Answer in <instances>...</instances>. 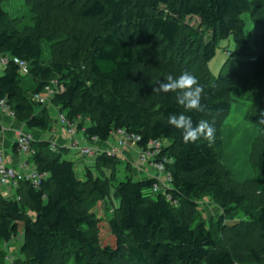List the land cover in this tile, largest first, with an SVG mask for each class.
<instances>
[{"label": "trees", "instance_id": "16d2710c", "mask_svg": "<svg viewBox=\"0 0 264 264\" xmlns=\"http://www.w3.org/2000/svg\"><path fill=\"white\" fill-rule=\"evenodd\" d=\"M5 1L0 0V57L9 63L0 76V102L26 132L36 138L52 130L48 108L33 100L48 97L58 116L90 142L106 143L118 131L139 137L138 150L163 142L158 160L172 179L157 195L151 194L154 178L126 175L111 182L105 170L116 168L120 158L106 153L96 154L95 167L108 183L89 168L80 178L76 163L66 158L69 148L53 152L51 140L36 138L27 163L42 176L39 188L22 179L14 198L0 194V245L23 235L12 264H264V120L250 152L254 177L235 181L217 155L233 95L254 82L255 72L230 68L227 59L214 78L209 67L220 41L232 38L234 54L245 59L240 63L256 59L250 67L263 73L264 0H25L36 16L24 32L5 24ZM246 14L257 23L258 39L246 29ZM194 17L201 27L187 22ZM44 43L51 46L48 65ZM14 59L26 63L24 78ZM183 71L204 86L206 112H186L175 92L152 91ZM55 78L58 86L48 96ZM180 113L194 124L214 119V143L185 144L182 132L168 123ZM85 117L88 124L76 125ZM2 129L0 122V134ZM201 196L224 212L215 223L221 238L198 221ZM109 197L119 205L110 210L105 229L94 209ZM240 214L245 218L227 224ZM105 230L114 244L104 242ZM6 257L0 249V264Z\"/></svg>", "mask_w": 264, "mask_h": 264}, {"label": "rangeland", "instance_id": "374dc122", "mask_svg": "<svg viewBox=\"0 0 264 264\" xmlns=\"http://www.w3.org/2000/svg\"><path fill=\"white\" fill-rule=\"evenodd\" d=\"M3 11L6 15V23L9 29H18L20 31H25L28 28H31L35 24V13L33 12V7L29 6L25 0H8L2 3ZM243 19L246 21L247 26L246 29L251 37H256L258 39V31L256 30L257 23L253 21L249 14L243 16ZM187 22L190 25L199 28L200 20L196 17L188 18ZM44 48V61L45 64L48 65L51 56V46L47 43L43 44ZM253 49L258 51V48L253 45ZM235 45L232 38L227 40H222L219 43V47L217 49L216 57L209 64L211 74L214 78L219 76L221 69L225 61H227V65L233 69L242 68L247 70L251 68L250 73H254V82H248V88L243 90L239 89L234 93V102L232 105V111L229 116V119L226 123V126L222 133V142L223 145L221 148L217 149V155L219 159V163L228 175H230L235 181L242 182L248 178H252L256 175L255 171L251 168L250 165V152L253 144V140L257 137L261 131V119L260 113L264 112V71L260 73L257 69L253 70L251 64H255L256 59H250L247 62L248 64H241L240 62L245 61V59H241L239 56L234 54ZM255 52H251L250 56L253 58ZM250 64V65H249ZM4 66L0 65V76L3 74ZM256 74V75H255ZM24 78L25 73L21 74ZM52 91L56 89L58 86L57 78L51 80ZM250 81V80H249ZM26 83L30 84V79H26ZM46 109L49 110L50 120H57L58 111L52 107L50 101L47 100L45 104H42ZM79 123L88 124V118H80L79 122H76V125ZM82 135L79 132V138L81 139ZM117 138V137H116ZM78 143L81 144V140H78ZM119 139V138H118ZM117 139V140H118ZM96 143V142H95ZM109 143H113L112 140H109ZM163 143V142H162ZM97 144V148L105 150L112 149L102 148L104 143ZM118 146V144H116ZM84 148V147H81ZM126 149V146L122 147ZM8 153L12 154L11 146L9 148ZM115 155L110 156L111 158L120 157L118 160V164L116 168H113L111 171L114 172V179H111L110 170H105L106 176L111 180V182H116V179L124 180L126 175H132L134 169H130L129 160H126L120 151L115 152ZM119 155V156H117ZM124 155V153H123ZM126 155V154H125ZM133 159L136 161L138 159V155L135 151L130 154ZM107 156H109L107 154ZM6 160L8 159L5 156ZM66 158L73 160L76 163L78 176L80 178L85 177V170L87 168L91 169L93 172L100 176L103 183H108L105 179L104 173L101 172L100 169L95 167L96 157H83L75 151H70L67 154ZM22 166L21 170L26 168L24 171L25 174H30L35 172V167L33 164H28V166H24L26 164V156L21 155ZM9 161V160H8ZM9 165V162L8 164ZM11 166V165H10ZM19 167L17 169H20ZM154 172L150 170V176ZM139 180H142V177H139ZM112 184V183H111ZM113 187L111 190L113 191ZM13 198V197H11ZM200 204V215L198 217V221H205L208 228H211L213 233L221 238L219 231L217 230L215 223L224 216V212L220 208L216 202L210 197H202L199 200ZM119 201L116 198H108L105 201H99L95 204V212L97 216L104 222L103 227L106 229L107 219L111 217L110 210L113 206L118 207ZM243 214H240L236 219L227 218V224H233L238 222L239 220L244 219ZM104 242L106 245L114 244V239L108 234V232L104 233ZM23 243V235L19 234L15 240L10 242L9 244H1L0 249L4 250L7 253V257L5 258L6 264H12L13 260L17 258L19 255L20 247Z\"/></svg>", "mask_w": 264, "mask_h": 264}, {"label": "built area", "instance_id": "2783aa9c", "mask_svg": "<svg viewBox=\"0 0 264 264\" xmlns=\"http://www.w3.org/2000/svg\"><path fill=\"white\" fill-rule=\"evenodd\" d=\"M9 63V58L6 56L0 57V65L6 67ZM14 63H16L22 73H28L27 71V65L25 62L14 59ZM54 91L50 90L48 91V96L53 95ZM48 97H42L41 95H35L33 96V100L36 102H39L41 104H45ZM0 111H3L5 113H8L11 117H14L13 113L7 108L4 101L0 102ZM58 123L61 128V130L64 132H67L68 136H70L71 143L69 145V149L71 150H77V152L82 155L83 157L93 156L100 153H106L109 156L115 155L117 152L116 147H113L109 150H103L99 149L95 146L91 147H85L81 148L76 140H74L76 136V130L75 127L72 125H69V123L65 120V117L63 115L58 116ZM117 136H119L117 140V144L119 147H127V146H136V144L140 141V138L137 136H129L125 131H118ZM115 134V135H116ZM35 137L33 134L28 133L26 131H19L16 134L15 139V145L16 150L21 155H25L26 158H30L34 156L35 151L32 148V143L35 141ZM73 139V140H72ZM93 142H98L97 139H94ZM162 147V143L160 141L153 142L150 144L148 149L146 150H139V158H138V164L143 165L145 163L152 166L156 172L157 176L155 179L157 183L153 186L151 190L152 195H157L160 193H165L167 189L172 184L171 176L167 173L165 169V161L164 160H158V155L160 154V150ZM58 146L56 144H52L51 150L53 152L58 151ZM26 168H23V170L13 168L6 164L5 162V154L2 150H0V187L1 186H12L13 188L18 187V183L20 180L24 179L25 181L30 182L33 189H38L41 183L42 176L38 175L35 171L34 173L25 174L24 170Z\"/></svg>", "mask_w": 264, "mask_h": 264}, {"label": "crops", "instance_id": "0c3cea01", "mask_svg": "<svg viewBox=\"0 0 264 264\" xmlns=\"http://www.w3.org/2000/svg\"><path fill=\"white\" fill-rule=\"evenodd\" d=\"M57 119H58V117H57ZM0 122L3 125V129H2V132L0 134V150H2L4 152L5 156H7L8 159L6 160V163L8 164V162H9V166L11 165V167L16 168V169L18 167L20 168L22 166L21 154L18 153L16 149H14V143H15L17 132H19L21 130L26 131V128L23 125H21L19 122H17L15 120V118L9 116L7 113H5L3 111H0ZM52 122H53L52 130L48 131L47 133H42V134L38 133V135H35L36 138L51 140L54 144H56L58 146V148L59 147L69 148V145L71 143L70 136H68L66 133H64L60 130V126L58 125V120L54 119V121H52ZM80 133L82 135L81 139H78L79 133H76V137L74 138V140H76V141H77V139L82 141L81 144H79L80 142L78 143L80 147H84V148L85 147H91V146L97 147V144L101 145L100 143H102V142H99V141L96 143L93 141L90 142L87 139H85L82 132H80ZM116 137L117 136H114L113 138L110 139L113 141V143H109V141H108V142L103 144L102 148H104V149L108 148L109 149L111 147L112 148L116 147L117 151H120V153L122 152V155H120V156L121 157L126 156L124 158L126 160H129L128 163L130 164V169H134L133 174L131 176L135 180H139V177H142V180H146L149 178L155 179L156 177H158L156 170L152 166H150L149 164L145 163L143 165L140 164L139 166H137L138 159L135 161L133 159V157L130 155L133 151H135L138 155V158H139V150L136 146H127L126 149L119 147V146H116L117 139H118V137L117 138ZM10 146L12 149L11 155L8 153ZM123 153H124V155H123ZM93 156L96 157V155H93ZM117 156H119V155H117ZM88 157H90V156H88ZM24 166H28L27 160H26V164ZM150 170H152L154 172L151 176H150ZM0 194H2L5 197H8V198H11V197L14 198L16 195V188H13L12 186H1L0 187Z\"/></svg>", "mask_w": 264, "mask_h": 264}, {"label": "clouds", "instance_id": "9594fccd", "mask_svg": "<svg viewBox=\"0 0 264 264\" xmlns=\"http://www.w3.org/2000/svg\"><path fill=\"white\" fill-rule=\"evenodd\" d=\"M153 92H175L176 102L181 105L186 112H206L207 106L201 101L205 95L204 86L198 81L196 76L189 71H183L179 76L169 74L163 82H158V86L152 88ZM260 119L264 120V112L260 113ZM170 126L182 132L185 144L195 143L200 139L208 142L209 146L215 141L216 128L215 120L201 119L195 124L191 116L171 114L168 117Z\"/></svg>", "mask_w": 264, "mask_h": 264}]
</instances>
